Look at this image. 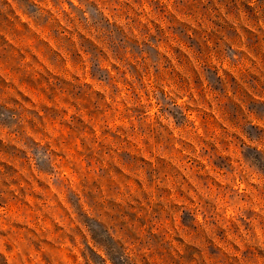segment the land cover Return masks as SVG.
<instances>
[{
	"label": "rangeland",
	"instance_id": "rangeland-1",
	"mask_svg": "<svg viewBox=\"0 0 264 264\" xmlns=\"http://www.w3.org/2000/svg\"><path fill=\"white\" fill-rule=\"evenodd\" d=\"M0 264H264V0H0Z\"/></svg>",
	"mask_w": 264,
	"mask_h": 264
}]
</instances>
